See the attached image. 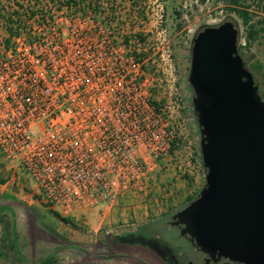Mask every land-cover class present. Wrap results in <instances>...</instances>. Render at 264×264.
<instances>
[{"label": "built area", "instance_id": "1", "mask_svg": "<svg viewBox=\"0 0 264 264\" xmlns=\"http://www.w3.org/2000/svg\"><path fill=\"white\" fill-rule=\"evenodd\" d=\"M47 11L17 16L11 43L0 41V155L12 172L5 185L21 174L32 198L70 217L75 207L95 208L118 190L149 184L182 127L174 105L153 95L146 42L89 7ZM157 35L153 50L170 60L165 31Z\"/></svg>", "mask_w": 264, "mask_h": 264}, {"label": "water", "instance_id": "2", "mask_svg": "<svg viewBox=\"0 0 264 264\" xmlns=\"http://www.w3.org/2000/svg\"><path fill=\"white\" fill-rule=\"evenodd\" d=\"M238 34L224 22L192 39L187 82L205 183L171 225L208 261L264 264V97L239 55Z\"/></svg>", "mask_w": 264, "mask_h": 264}, {"label": "rangeland", "instance_id": "3", "mask_svg": "<svg viewBox=\"0 0 264 264\" xmlns=\"http://www.w3.org/2000/svg\"><path fill=\"white\" fill-rule=\"evenodd\" d=\"M65 1L68 0H40V2L34 0L33 2H30V0H0L1 43L4 45L11 43V37L6 30L7 26H11L18 31L19 26H16L13 22L14 18L17 16L27 17L32 12H34L33 15L35 13L46 15L49 11L46 13L44 11L49 7H66L67 9L71 8L72 11L86 7L95 9L97 12L100 11L101 17L109 18L110 22L120 26L124 32H129V38L133 41L141 39L146 42L145 55L150 58L147 61L146 68L148 74L151 75L152 73L153 79H155L153 95L160 99L164 105L167 103L174 105L176 123L182 127V131L178 135V144L175 145L171 153L172 163L176 167H181V165L184 167L183 164L186 162H190L191 165L195 164L199 168L202 166L199 128L191 103L193 92L187 82L192 39L199 31L205 27L218 26L224 22H232L236 26L239 31L238 45H241L239 55L245 62L246 68L254 74L255 82L259 87V95L264 97V0H97V3L96 0H85L82 3H70L68 6ZM16 3L27 8L31 7V10L28 14L12 12L15 11L13 7L17 5ZM240 6L250 7L249 12L252 13V23H256L255 30L257 31L254 40L249 37L242 20L235 12L230 10ZM9 16L12 21L10 23L7 22ZM160 16V26L157 31H154L153 25L156 21H160ZM161 30L165 31V41L169 43L171 48V57L167 61H161L159 58L160 52L156 54V50H153L163 39V35H157V32ZM164 55H166L165 52ZM256 65L262 66L261 73L255 72L254 67ZM177 105L179 106L178 109ZM180 171H182V168ZM11 174L9 164L0 155V207L9 206L12 207L13 211L12 214L9 211L0 213V223L3 222L2 225L0 224V231L1 229H9L12 218L13 220L16 219L21 231H26L17 235L21 251L25 252L26 255V261L23 260V263L16 260L10 240H6L8 238L7 232H5V235L2 233V243L0 245L3 249L4 264H16V261L19 264H34L36 256L32 257V241L39 236L49 240L48 236L36 227L40 225L46 228L45 226L49 224V220L40 216L44 213L43 209L45 207L31 197V184L23 175L20 174L17 185L9 183L5 187H1L11 178ZM170 219L169 216L164 223L152 224L143 228L140 232L153 235L156 239L167 243L175 250H183L194 264H204L199 250L185 238L180 237L175 228L166 227L167 221ZM22 239L23 242L20 243ZM60 240L63 239L60 238ZM109 240L110 238H105L100 241L96 244L97 249L86 246L74 248L73 245L55 248L53 254L55 263L97 264L93 257L99 255L101 259L102 255H112L111 251L105 250L102 246ZM17 256L20 257L19 253H17ZM12 257L16 258L15 261L11 260Z\"/></svg>", "mask_w": 264, "mask_h": 264}, {"label": "crops", "instance_id": "4", "mask_svg": "<svg viewBox=\"0 0 264 264\" xmlns=\"http://www.w3.org/2000/svg\"><path fill=\"white\" fill-rule=\"evenodd\" d=\"M172 158L171 154L166 159L157 162L154 170L148 176L149 184L146 186L132 185L125 191L118 190L98 207H75L70 217H62L57 212L44 208V213L40 216L49 220V224L45 226L46 228L40 225H37L38 227L34 225V227L47 235L49 240L40 236L32 237L36 239L32 241L33 246L31 247L32 257L36 256L34 264H56L53 255L55 248L65 247L64 245H73L74 248H83L84 246L97 248L96 244L105 238H118L138 233L152 224L164 223L169 216L171 217L181 210L190 200L197 197L204 186L205 175L203 168H199L195 164V170L192 171L190 162L183 164L184 167L182 165L176 167L172 163ZM181 168L182 171H180ZM5 186V184L1 185V187ZM1 207L9 208V210L3 211H9L12 214V207ZM54 213L68 221L63 222ZM2 223L0 224L2 225ZM5 232L8 235L6 240H10L12 250L17 258L12 257L11 260H20L23 263V260L26 261V255L21 251L17 235L26 231H21L16 219L12 218L9 229L0 231V244L2 243V233L5 235ZM140 234L145 237H154L142 232ZM128 244L124 251L126 256H113L106 261H98L97 264H143L141 262L144 257L143 249L138 244ZM17 253L20 257L17 256ZM3 255L0 245V264L5 263ZM44 260L48 261L44 263ZM18 261L16 264H19Z\"/></svg>", "mask_w": 264, "mask_h": 264}, {"label": "flooded vegetation", "instance_id": "5", "mask_svg": "<svg viewBox=\"0 0 264 264\" xmlns=\"http://www.w3.org/2000/svg\"><path fill=\"white\" fill-rule=\"evenodd\" d=\"M177 213V212H176ZM175 214V213H174ZM173 214V215H174ZM172 215V216H173ZM167 221L166 227H173L177 230V233H180V230L182 226H173L171 225L173 219ZM180 236V234H179ZM181 237V236H180ZM185 238L189 243V238ZM139 242L134 243L140 245L142 250V255L144 256L143 259H141V262L143 264H194L193 261H191L186 255V253L181 249H173L170 247L167 243L160 241L159 239H144L139 237ZM106 242H108L106 244ZM104 244H102L103 248L107 251H111L112 255H102L101 259L100 256L97 255L96 257H93V260L98 261H106L107 259L113 258V256H126L125 255V249L129 245L125 240L120 238H110L109 241H106ZM100 243V242H99ZM97 249V248H95ZM202 254V261L204 264H239V263H233L229 262L228 260L221 259L219 262L214 263L213 261H208V256Z\"/></svg>", "mask_w": 264, "mask_h": 264}, {"label": "trees", "instance_id": "6", "mask_svg": "<svg viewBox=\"0 0 264 264\" xmlns=\"http://www.w3.org/2000/svg\"><path fill=\"white\" fill-rule=\"evenodd\" d=\"M36 2H40V0H34ZM52 1V0H51ZM78 2H85V0H68V1H65V4L70 5V3H74V4H77ZM97 3V0L95 1ZM233 3H235V1H233ZM17 5H20L19 3H16ZM249 8L248 6L244 7V6H240V7H236L235 9H230L232 12H235L237 14V16L242 20V24L244 27L247 28V32H248V35L249 37L254 40L255 39V35L257 33V31L255 30V22L252 23V13L249 12ZM34 13L32 12L31 15H33ZM7 22L10 23L12 22L11 21V18L10 16L7 18ZM15 24H18L19 21H13ZM8 34L10 37H13L17 34V30L16 29H13L11 26H7L6 28ZM8 46V45H6ZM241 48V45H238V52H239V49ZM244 62V61H243ZM245 64V62H244ZM255 69V72L256 73H261L262 71V66L261 65H256L254 67ZM253 75V78H254V74L252 73ZM254 81H255V78H254ZM175 146H173L172 150H171V153L173 152ZM200 159H201V156H200ZM203 167V166H202ZM204 171V169H203ZM204 175H205V171H204ZM198 196V195H197ZM193 201V200H190L189 203ZM187 205V204H186ZM185 207V206H184ZM3 210H9V208L7 207H0V213L3 211ZM56 217L60 218V220H62L63 222H67L68 220L65 219V218H61L57 213H54ZM139 237L141 238H144V239H156L155 237H145L143 235L140 234V232L138 233H132V234H128V235H125V236H122V237H118L120 239H123L125 240V242L127 243H138L139 241ZM48 260H44L43 262H47Z\"/></svg>", "mask_w": 264, "mask_h": 264}]
</instances>
